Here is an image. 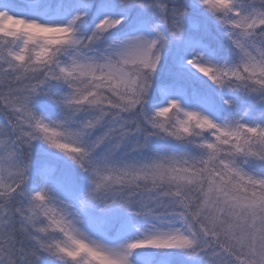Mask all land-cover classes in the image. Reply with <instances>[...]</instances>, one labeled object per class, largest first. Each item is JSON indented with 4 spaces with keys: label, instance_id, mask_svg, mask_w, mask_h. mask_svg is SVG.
Returning a JSON list of instances; mask_svg holds the SVG:
<instances>
[{
    "label": "snow or ice",
    "instance_id": "snow-or-ice-1",
    "mask_svg": "<svg viewBox=\"0 0 264 264\" xmlns=\"http://www.w3.org/2000/svg\"><path fill=\"white\" fill-rule=\"evenodd\" d=\"M0 264H264V0H0Z\"/></svg>",
    "mask_w": 264,
    "mask_h": 264
}]
</instances>
